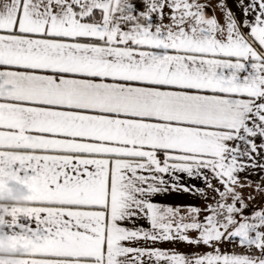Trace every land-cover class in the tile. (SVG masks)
Returning <instances> with one entry per match:
<instances>
[{
  "label": "snow or ice",
  "instance_id": "snow-or-ice-1",
  "mask_svg": "<svg viewBox=\"0 0 264 264\" xmlns=\"http://www.w3.org/2000/svg\"><path fill=\"white\" fill-rule=\"evenodd\" d=\"M0 264H264V0H0Z\"/></svg>",
  "mask_w": 264,
  "mask_h": 264
},
{
  "label": "crops",
  "instance_id": "crops-1",
  "mask_svg": "<svg viewBox=\"0 0 264 264\" xmlns=\"http://www.w3.org/2000/svg\"><path fill=\"white\" fill-rule=\"evenodd\" d=\"M181 199L182 198H177V197H173V198H170L168 201H166V202H168V203H173V202H175V203H180L181 202ZM185 202H188V201H185Z\"/></svg>",
  "mask_w": 264,
  "mask_h": 264
}]
</instances>
